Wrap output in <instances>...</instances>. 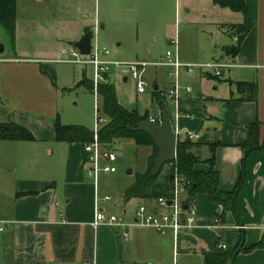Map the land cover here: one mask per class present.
<instances>
[{
  "label": "crops",
  "instance_id": "1",
  "mask_svg": "<svg viewBox=\"0 0 264 264\" xmlns=\"http://www.w3.org/2000/svg\"><path fill=\"white\" fill-rule=\"evenodd\" d=\"M169 1L105 0L106 7L101 14L97 0L94 19L84 15L82 24L68 21L55 33L48 27L40 31L72 47L88 31L101 35V30L106 33L109 27L123 30L122 21L126 20L129 11L125 8L128 6L138 18L142 7L161 8ZM246 4L254 27L237 55L225 53V48L235 46L238 38L228 29L242 25L244 16L220 8L213 0H203L205 9L199 19L191 16L192 9H188L187 24H181V27L178 0H175V23H166L163 27L167 42L178 39L179 57L183 63L220 61L231 66L224 69L219 78L199 71L180 76V84L190 86L192 93L187 94L181 87L179 102L175 104L166 99L165 104L178 140L181 137V140L187 139L188 133L199 137L193 141L201 146L197 154L202 161L211 158V145L220 144L215 165L220 175V190L233 192L242 174L245 175L244 186L236 201L234 224L228 223L229 214L227 222L222 221L224 229L203 228L221 217L223 208L212 203L207 195L199 194L195 203L202 228L182 234L177 242L171 234L161 235L152 229L135 227L133 222L138 208L146 205L153 210L157 208L156 202L141 199L125 202L124 195L135 181L122 192L120 202L111 203L109 194L105 196L111 198L109 202L100 201L98 184L86 175L83 146L59 143L58 149L64 155L61 192L53 179L34 183L17 193L14 209L0 221L7 227V230L0 228V232H7L5 246L10 250L7 264H205L202 253H218L220 244L232 249L239 245L249 249L264 243V152L250 154L244 167L245 151L241 147L248 140V127L257 121L262 125L264 144V0H246ZM156 29L160 27H145L144 35L152 33L153 37ZM199 30L201 34H198ZM202 34L210 35L211 39L202 41ZM107 38L109 40V36ZM52 62L57 63L18 54L16 57H0V123H15L30 130V124L44 120L46 114L51 118L58 116L56 106L52 105L56 96L54 69L47 66ZM168 69L171 74L173 70ZM170 79L171 83L165 84L163 90L156 82L155 89L158 87L163 97L173 88L174 81ZM238 83L258 84L257 103L242 101ZM155 106L159 113L152 115L148 112L150 120L160 121L163 110L157 104ZM33 135L37 142L38 138ZM53 139L56 141L54 131ZM118 153L123 156L122 151ZM197 168L204 173L210 170L207 164ZM98 210L106 216L122 218L127 226L95 228L93 223ZM236 264H264V248L249 254L240 253Z\"/></svg>",
  "mask_w": 264,
  "mask_h": 264
},
{
  "label": "rangeland",
  "instance_id": "2",
  "mask_svg": "<svg viewBox=\"0 0 264 264\" xmlns=\"http://www.w3.org/2000/svg\"><path fill=\"white\" fill-rule=\"evenodd\" d=\"M105 7V0H99L101 14ZM190 8L191 16L199 19L205 9L203 0H178L180 27L181 24L182 26L187 24L186 12ZM141 9V14L137 18L134 12L131 13V7L125 8V11L129 12L126 20L122 21L123 30H111L109 27L106 33L101 30V35L94 34L93 45L100 49L106 48L110 52L109 61L123 65L135 62L153 63L164 61L166 53L174 50V47L165 40L163 27L166 23H175V0L167 2V5L161 8L151 6ZM96 10L97 0H18L16 37L12 40L0 27V46L4 48L0 57H16L18 54L56 62L60 59V51L69 49L70 44L55 41L51 35L48 37L40 30L48 27L55 33L64 22L82 24L84 23L82 17L85 15L94 19ZM145 27L160 29H156L155 36L152 37V33L144 35ZM198 34H201L200 30ZM202 38V41H207L211 36L202 34ZM47 66L54 69L52 76L56 96L52 105L56 106L58 116L51 118L46 114L44 120L30 124V131L38 138L37 142L0 141V221L14 209L17 193L34 183L53 179L52 181L58 183L61 192L64 181V155L58 149L59 143L53 139L56 120L59 119L63 126H82L95 132L98 116L103 117L102 99L87 87L79 86L84 78L91 82L95 81L96 73L93 67L84 68L53 62L47 63ZM184 74L189 73L182 71L181 77ZM169 75L170 70L167 67L148 66L144 73L148 84L144 94L137 93L136 82L126 67L112 68L108 78L110 84L115 86L118 101L123 107L143 115L148 112L157 115L159 111L153 103L155 85L158 82L163 90L165 84L172 81ZM180 86L184 87L182 84ZM187 87L191 88L190 86L184 88ZM114 148L117 152H123V156L119 157L116 163L118 173L101 175L95 182L100 189V201L109 194L112 197L111 203L120 202L122 192L134 183L138 174L147 171L152 155V148L137 146L133 140H120L116 142ZM50 152L54 154L51 155ZM0 228L7 230L1 223ZM6 233L0 232V264L9 263L10 258V250L5 246Z\"/></svg>",
  "mask_w": 264,
  "mask_h": 264
},
{
  "label": "trees",
  "instance_id": "3",
  "mask_svg": "<svg viewBox=\"0 0 264 264\" xmlns=\"http://www.w3.org/2000/svg\"><path fill=\"white\" fill-rule=\"evenodd\" d=\"M17 2L18 0H0V27H2L11 37H16L17 28ZM220 8L229 9L244 16V23L240 26L229 27L237 35V44L233 47L225 48V53L229 56L237 55L245 37L253 29L254 24L246 0H213ZM89 33V31L87 32ZM237 90L242 95V101L257 103L259 87L257 83H238ZM79 86L87 87L93 91V82L86 78ZM94 92V91H93ZM98 97L102 99L103 117L107 119V124L100 127L97 132L99 142L105 146H114L120 140H133L137 146H147L152 148V155L149 159L148 169L145 174H138L135 183L126 191L125 202L132 199L156 202L159 199H172L174 195V181L178 176L186 181L187 203L195 201L199 194H205L210 201L223 208L221 219L227 222V215L236 216V201L245 182V175L242 174L240 181L233 192L220 190V175L215 169L216 151L220 144L211 145V158L202 161L197 151L201 149L199 144L194 143L189 138L178 140L177 158L173 163L167 164L158 176H152V169L159 156V149L153 139L146 133L137 131L139 125L150 120L149 113L140 115L137 111H129L123 107L117 96V90L112 84H102L98 88ZM154 103L160 110L167 109L166 98L162 92H153ZM262 125L259 121L248 127V140L241 147L245 151L243 166L247 164V159L255 151L264 152V144L261 139ZM55 139L58 143L81 144L85 146L93 143L96 133L82 126H63L56 120L54 124ZM0 141L8 142H34L33 133L15 123H0ZM207 164L210 167L208 173L198 170V166ZM28 194H22L27 196ZM264 248V243H258L249 249H244L239 245L236 249L227 246V249L218 253L204 251L205 264H236L240 253L249 254L257 249Z\"/></svg>",
  "mask_w": 264,
  "mask_h": 264
},
{
  "label": "built area",
  "instance_id": "4",
  "mask_svg": "<svg viewBox=\"0 0 264 264\" xmlns=\"http://www.w3.org/2000/svg\"><path fill=\"white\" fill-rule=\"evenodd\" d=\"M174 47L173 51L166 53L165 60L157 63L150 62H135L128 65H123L118 62H112L108 60L110 52L104 48L100 49L98 46H93L91 54L88 56L82 55L78 49L74 46L67 50H63L61 58L57 60V63L71 64L74 66H81L84 68L93 67L95 69L96 77L93 82V91L98 97V88L102 84H110L109 75L111 69L126 67L130 70L133 80L136 82V90L138 94H144L148 86L144 78L145 70L148 66H162L173 70L170 74V78L173 79L174 85L171 90L166 94V99L173 101L177 104L180 100V76L182 71H186L189 74L195 71L212 73L215 77L222 76V71L228 69L231 66L220 61H214L207 64H187L183 63L179 57V41L174 39L170 42ZM187 94L192 93V89L185 88ZM99 114V113H98ZM152 122L162 125V120L156 121L151 119ZM107 124V119L98 116L97 129L95 131L96 136L93 143L83 146L84 154V167L86 175L89 179L97 182L101 175H114L118 173L116 163L119 159L118 152L114 146L105 147L99 140L97 132L100 127ZM187 137L190 140H196L199 137L195 134L188 133ZM186 181L178 176L174 181V195L172 199H159L156 201L157 208L149 209L148 206L142 205L138 208L133 226L138 228L152 229L158 234L168 235L171 234L174 240L177 242L182 234L192 232L196 229L202 228L198 218V208L195 201L187 203V191ZM111 198L105 197L103 201L109 202ZM186 207V209H185ZM221 217H217L212 224H206L203 226L209 230H222L224 225L222 224ZM116 226L125 228L126 222L115 215L106 216L103 211L97 212L95 222L93 226L95 228L102 226ZM127 238V236H126ZM219 249L224 251L227 249L225 244H220Z\"/></svg>",
  "mask_w": 264,
  "mask_h": 264
},
{
  "label": "water",
  "instance_id": "5",
  "mask_svg": "<svg viewBox=\"0 0 264 264\" xmlns=\"http://www.w3.org/2000/svg\"><path fill=\"white\" fill-rule=\"evenodd\" d=\"M93 38L94 35L92 33H86L80 42L73 46L78 49L82 55L88 56L91 54L93 48ZM3 52L4 48L3 46H0V54ZM155 91H158V87ZM137 131L149 135L159 149L160 153L151 173L154 177L158 176L167 164L175 162L177 158L178 138L174 131L173 122L168 111L166 109L162 111V125L147 120L139 125ZM118 155L120 157L122 156L121 153H118ZM228 223L230 225L234 224L232 215L229 216Z\"/></svg>",
  "mask_w": 264,
  "mask_h": 264
}]
</instances>
